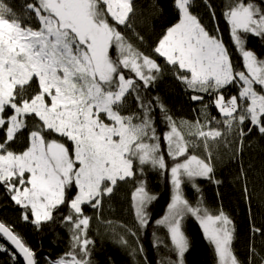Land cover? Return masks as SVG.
Listing matches in <instances>:
<instances>
[{
    "label": "snow or ice",
    "instance_id": "snow-or-ice-1",
    "mask_svg": "<svg viewBox=\"0 0 264 264\" xmlns=\"http://www.w3.org/2000/svg\"><path fill=\"white\" fill-rule=\"evenodd\" d=\"M173 3L178 22L167 28L152 51L173 66L176 78L194 93L189 98L201 105L203 124L199 118L194 124L178 122L168 115L159 97L145 95L161 66L121 31L122 27L130 30L143 41L133 27L134 0L22 3L21 13L34 15L37 28L23 22L28 15L17 14L0 0V185L21 209L22 221L37 231L59 222L70 232L69 249L48 264H93L95 242L88 236L93 218L84 206L96 211L99 221L103 199L119 183L133 185L136 227L144 230L151 221L149 208L159 199L147 189L146 166L167 174L171 185L165 214L154 224L167 229L176 259L161 257L158 264H184L190 242L183 224L189 216L199 222L214 246L218 264H241L232 248L233 221L224 211L213 212L205 206L196 182L205 178L220 183L214 180L212 154L201 159L189 149L196 146V137L203 139L205 147L209 137L224 141L234 134L242 141L246 121L248 132L255 127L264 135V59L247 47L249 34L264 39V7L254 0H230L222 13L232 46L242 58L243 70H239L219 27L210 33L193 14V0ZM205 4L215 19L214 9L207 0ZM34 78L37 88L29 95ZM230 85L239 90L225 97L223 90ZM205 95L211 98L207 102ZM130 101L135 111L122 114ZM210 105L217 108L221 120L210 116ZM155 108L168 128L162 136L155 128ZM213 122L223 126V133L216 128L203 130ZM182 128L188 130V139ZM23 132H27L26 146L16 151L13 144ZM53 136L66 138L72 148ZM185 185L198 194L195 202L185 194ZM62 207L66 214L60 211ZM119 227L133 237L136 246L123 236L118 242L148 264L137 231L127 225ZM250 231L264 237V222L261 227L250 222ZM0 238L12 246L0 243V252L9 253L12 264H18L17 257L24 264H39L14 226L0 221ZM153 246L169 247L161 237H156ZM249 253L248 264H255L259 254L254 246L250 245Z\"/></svg>",
    "mask_w": 264,
    "mask_h": 264
},
{
    "label": "trees",
    "instance_id": "trees-1",
    "mask_svg": "<svg viewBox=\"0 0 264 264\" xmlns=\"http://www.w3.org/2000/svg\"><path fill=\"white\" fill-rule=\"evenodd\" d=\"M2 2L15 10L21 8L22 3L34 2V0H2ZM229 2L230 0H207V4L215 11V19L210 15L205 0H193L192 11L210 33H213L217 26L219 27L236 67L243 70L242 58L232 46L229 26L222 15ZM134 3L136 16L133 18V27L143 37V41L137 40L130 30L122 27L121 31L136 49L151 56L161 66L158 79L146 90L145 95L148 98L159 97L168 110V115L174 120L194 124L199 118L203 124V117L199 112L201 105L189 98L194 93L186 89V86L176 78V69L152 51L167 28L178 22V11L174 7L173 0H134ZM254 3L264 7V0H254ZM247 47L254 51L260 59H264V39L249 34ZM125 72L132 75L127 70ZM36 88L34 78L28 88V94H33ZM238 90V86L230 85L223 91L225 97H230L237 94ZM210 99L205 95L206 102ZM121 111L125 115L131 114L135 111V106L130 101V106ZM208 112L211 117L217 120L222 119L215 106L210 105ZM153 116L157 134L162 136L168 128L159 108L154 109ZM178 127H180L179 124ZM249 127L250 123L246 121L243 130L247 134L242 141L234 134L227 136L224 141L209 137L207 147H205L203 139L196 137V146L190 148L189 151L201 159H205L208 152H211L214 180L220 183L217 184L205 178L197 179L196 182L202 190L204 204L213 212L224 211L233 221L235 234L232 248L241 264H248L250 245L254 246L259 254L254 257L255 264H261V258H264V237L250 231V222L256 227H261L264 222V135L260 134L255 127L248 132ZM209 128H216L222 133L224 131L223 126L215 122L204 127L203 130L208 131ZM181 130L188 139V130L186 128ZM2 136L3 132L0 130V137ZM52 138L58 139V136ZM26 143L27 132H23L13 144V149L23 151ZM161 145L162 148L165 147L163 139ZM165 159H168L166 152ZM145 179L147 189L157 194L159 199L150 206L151 221L142 231L136 227L131 201L133 190L131 183H119L110 196H105L99 211V221L96 219L97 212L89 206H84V212L93 218L88 231V236L95 242L92 251L93 264H144L142 256L137 255L134 258L129 254V250L118 242L123 236L132 247L136 246L133 237L119 225H127L137 231L140 237L139 243L143 245L148 264H158L161 257L176 259L175 254L170 250L171 242L167 229L154 224L156 219L165 214L166 205L170 202L171 185L168 176L167 174L162 176L150 166H146ZM184 191L190 201L197 200L198 194L190 185H185ZM10 196L11 193H7L0 185V221L14 226L15 231L36 253L39 264H48L50 260L63 255L69 249L70 232L59 222L45 224L40 231H37L33 225L22 221L21 209L11 201ZM60 211L64 214L67 212L64 207ZM100 221H112L113 223L106 225ZM183 230L190 242L189 250L184 255V264H218L214 246L205 238L202 227L195 218L189 216L184 221ZM156 237L163 238L164 243L169 247H154ZM0 243L8 244L3 238H0ZM8 246L12 248L9 244ZM17 261L18 264H23L19 257ZM0 264H12L9 253L0 252Z\"/></svg>",
    "mask_w": 264,
    "mask_h": 264
},
{
    "label": "rangeland",
    "instance_id": "rangeland-1",
    "mask_svg": "<svg viewBox=\"0 0 264 264\" xmlns=\"http://www.w3.org/2000/svg\"><path fill=\"white\" fill-rule=\"evenodd\" d=\"M2 3L4 4V2H2ZM14 11L17 14H22L21 13V8L15 9ZM22 15H28L30 17V18L25 19L23 21L24 23L30 24L33 28H37L39 26L38 22H37V19H36V17L34 15H31V14H22ZM29 95H31V94H29ZM105 122H107V121H105ZM57 140H59L60 142L64 143L69 149L72 148V143L70 141H68L66 138H61V137L58 136Z\"/></svg>",
    "mask_w": 264,
    "mask_h": 264
},
{
    "label": "bare ground",
    "instance_id": "bare-ground-1",
    "mask_svg": "<svg viewBox=\"0 0 264 264\" xmlns=\"http://www.w3.org/2000/svg\"><path fill=\"white\" fill-rule=\"evenodd\" d=\"M6 241V240H5ZM7 242V241H6ZM8 243V242H7ZM10 245V244H9ZM22 260V259H21ZM23 264H24V261L22 260Z\"/></svg>",
    "mask_w": 264,
    "mask_h": 264
},
{
    "label": "water",
    "instance_id": "water-1",
    "mask_svg": "<svg viewBox=\"0 0 264 264\" xmlns=\"http://www.w3.org/2000/svg\"><path fill=\"white\" fill-rule=\"evenodd\" d=\"M11 246V245H10ZM12 247V246H11ZM14 249V248H13ZM15 250V249H14Z\"/></svg>",
    "mask_w": 264,
    "mask_h": 264
}]
</instances>
